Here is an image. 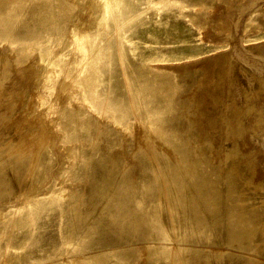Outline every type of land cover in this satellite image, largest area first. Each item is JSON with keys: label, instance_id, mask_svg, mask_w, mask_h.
<instances>
[{"label": "rangeland", "instance_id": "obj_1", "mask_svg": "<svg viewBox=\"0 0 264 264\" xmlns=\"http://www.w3.org/2000/svg\"><path fill=\"white\" fill-rule=\"evenodd\" d=\"M24 1L14 23L0 14V92L15 93L0 101V146L26 158L17 169L0 154V264H264V254L228 242L212 225L195 232L184 207L161 200L155 220L137 216L141 176L156 174L160 158L182 163L156 128L174 129L206 108L195 94L203 63L230 46L222 25L232 19L224 10L231 0H102L107 9L95 13L90 0ZM238 9L242 50L260 45L264 55V0ZM164 76L180 82L174 92L159 86ZM185 132L196 146L191 156L221 172L230 139L213 132L217 145L194 142ZM254 137L241 148H253ZM40 156L43 175L32 167ZM112 163L119 182L105 188L96 176ZM255 166L261 176L245 185L258 188L264 173Z\"/></svg>", "mask_w": 264, "mask_h": 264}, {"label": "bare ground", "instance_id": "obj_2", "mask_svg": "<svg viewBox=\"0 0 264 264\" xmlns=\"http://www.w3.org/2000/svg\"><path fill=\"white\" fill-rule=\"evenodd\" d=\"M249 1L226 2L225 14L229 13L232 19L223 23L222 28L230 46L224 51L215 53L203 63L206 78L195 94V99L203 103L206 108H203L195 118L182 116L183 122L172 124L174 129L170 128L171 131L168 126L156 128L166 138L175 142L174 148L180 153L182 163L167 164L160 158L158 159L160 169L157 168L156 174L145 172L141 176V200H138L137 216L140 223L155 220L152 213L161 206V200H165V206L170 209L184 207L192 211L187 219L191 220L192 225H197V228L192 227L195 232L206 231L207 226L212 225L217 235L225 237L228 242L242 249L264 254V186L254 188V180L250 187L245 185V178L252 181L251 176L256 172L257 178L261 176L255 166L258 161L261 162L264 173V64L257 65L254 62L255 57H264V55L260 54L261 52L257 53L260 45H252L249 50H242L241 42L238 41L239 33L235 29L237 24L234 23L236 22L234 15L237 16L240 11L238 8H241V5L247 6ZM24 2V0H0V14L8 19L7 23L8 21L14 23L13 21L24 8ZM48 2L49 0H40L39 7L46 6ZM89 6L94 13L99 7L105 10L108 7L102 0L101 2L90 0ZM162 78L159 86H163L169 93L174 92L180 83L174 82L171 76ZM187 78L191 79V74H188ZM14 94L13 89L0 92V101L3 98L10 99ZM209 103L211 105H208ZM155 109H162V104L157 99ZM186 128L191 129L194 142H197V138L217 145L219 141L212 139L213 132H217V136L222 139L224 137L230 139L229 156L222 165L221 172L205 157L191 156L190 148L196 146L193 141L189 144ZM252 137H254V147L241 148L245 139L249 142V147H252L250 139ZM5 148L7 147L0 146V154L5 155V160L16 161V168L21 169L26 164L25 155L17 151L6 153ZM46 162L47 158L40 156L33 162L32 167L43 175L47 172ZM114 167L113 163L105 166L103 173L96 176V182L101 181L100 184L103 186L108 182L105 188L118 183L119 179L113 170ZM152 180L154 185L151 183ZM5 184V178L1 177L0 193L3 192ZM123 185L125 190L130 189L129 184L123 182ZM98 189L103 191L100 185ZM187 219L185 217L184 224L189 229L191 225ZM158 227L161 229V225ZM160 234L162 235L163 231ZM253 239H261L262 242L251 244ZM174 249L177 250V247ZM231 257L226 260L236 261L235 256ZM121 258L125 259L129 256ZM240 264L259 263H254L250 258H243Z\"/></svg>", "mask_w": 264, "mask_h": 264}]
</instances>
